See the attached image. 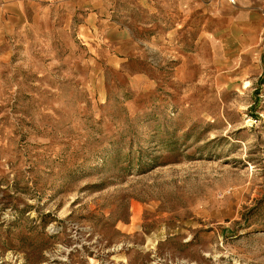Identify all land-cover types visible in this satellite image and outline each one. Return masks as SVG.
<instances>
[{"label": "rangeland", "instance_id": "1", "mask_svg": "<svg viewBox=\"0 0 264 264\" xmlns=\"http://www.w3.org/2000/svg\"><path fill=\"white\" fill-rule=\"evenodd\" d=\"M0 264H264V0H0Z\"/></svg>", "mask_w": 264, "mask_h": 264}, {"label": "crops", "instance_id": "2", "mask_svg": "<svg viewBox=\"0 0 264 264\" xmlns=\"http://www.w3.org/2000/svg\"><path fill=\"white\" fill-rule=\"evenodd\" d=\"M232 1V0H231ZM0 36H1V32H0Z\"/></svg>", "mask_w": 264, "mask_h": 264}]
</instances>
